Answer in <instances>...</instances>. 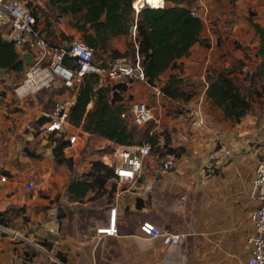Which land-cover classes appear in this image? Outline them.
Instances as JSON below:
<instances>
[{"label":"crops","instance_id":"1","mask_svg":"<svg viewBox=\"0 0 264 264\" xmlns=\"http://www.w3.org/2000/svg\"><path fill=\"white\" fill-rule=\"evenodd\" d=\"M202 1L210 0H196L195 4ZM34 6L37 14L35 3ZM197 14L199 15L198 12ZM0 33L9 40L7 25L0 26ZM127 36L131 37L130 34ZM115 40L116 37H113L112 41ZM199 45L201 44L194 43L189 54L178 58L175 66L163 71L156 81V84L162 86L170 74H176L180 78H192L201 82L198 90L184 96L190 97L185 103L182 100L179 103L185 104L190 121L181 122V118H176L178 123L174 124L184 137L181 142L176 141V144L180 142L190 152L183 155V158H174V166L169 170L161 169L158 158L163 156L160 153L152 152L146 157L144 164L147 166L144 165L143 168V180H153V188L143 190L139 187L123 191L116 197V235L99 236L95 233V226L107 219L108 206L114 197V190L110 195L103 193L89 197L93 194L90 190L80 201L69 199L67 184L70 178L77 174H70V171L63 174L59 171L51 173L54 164H61L53 158V142L50 143L48 153L46 151L44 154L50 169L42 170L36 164L28 167L25 163L30 159L24 162L28 168L16 169L10 161L6 162L0 157L3 164L1 172L4 175V179H0V212L8 210L1 215L3 224H0L17 233L13 235L0 229V264H247V238L253 232L249 213L257 206L252 185L257 160L240 152L227 156L220 149L213 148L211 141L201 143L198 135L200 125L192 122L194 112L201 107L198 112L202 113L203 117H208L211 114L206 112V107L211 106L220 116L223 115L205 95V77L212 62L209 54L211 48L208 51L198 50ZM125 49V45H114V50L118 52ZM31 51L30 47L29 52ZM25 69L26 63L24 70L19 73L0 67V87L5 88L16 83ZM124 85V89L117 90L124 103L137 99L145 100L154 107L160 119L162 116L166 122L168 104L178 103L175 100L179 97L172 98L166 94L156 98L144 81L136 80ZM74 98L75 92L67 101L71 104ZM42 113L48 116L52 111ZM36 117L38 118V115L34 116L35 119ZM30 119V115H27L21 124L17 125V122L13 123L10 118H6L0 109V130L1 133L5 132L6 138L3 142L7 143L4 149V144L0 141L3 151L6 152L9 145L15 143L13 138H9V129L26 126ZM161 125L162 123L153 124L152 132L159 130ZM71 126V131L80 130L81 137H85V140L82 138L79 141L77 150L73 151L75 154L88 139L114 144L100 135L82 130L80 126ZM41 127L42 124L32 125L29 127L31 131L22 132L20 138L30 141L35 130H38L40 135H45ZM222 129L224 134V125ZM241 129L247 128L243 126ZM240 144V141L230 139L229 146L232 145L234 151H239L238 148L242 146ZM25 149L24 147V158H35L43 162L39 149L34 152L40 156L28 155ZM5 152L3 155L6 154V159L15 156V153ZM63 154L70 159L74 156L65 152L64 148ZM90 165L91 161H83L78 170H86ZM39 177L43 180L36 182ZM55 178H64V183L59 188L65 192L68 200L65 205L66 214L62 213L61 216L55 202L49 203L34 194L28 200L21 191H15V187L20 189V184L31 180L40 190L47 192L51 189L54 193L57 189L54 187ZM23 205L25 210L21 208ZM11 208H14L12 216ZM69 210L71 212H68ZM142 220L181 233L182 240L177 244H164L159 238H148L139 229V222ZM55 256L60 260H55Z\"/></svg>","mask_w":264,"mask_h":264},{"label":"rangeland","instance_id":"2","mask_svg":"<svg viewBox=\"0 0 264 264\" xmlns=\"http://www.w3.org/2000/svg\"><path fill=\"white\" fill-rule=\"evenodd\" d=\"M28 1L34 2L37 5V14L35 15L37 16L39 26L42 29L43 36L53 45L65 48L70 40L79 36L83 37L82 32L76 30L70 23V21H74L72 15L60 12L57 7L49 6L46 0ZM194 6L203 22L202 38L206 39L209 43V46L199 45L197 49H205V51H208L211 48L209 54L212 62L209 64V69H232L231 75H233L237 87L249 100L251 105L247 113L237 122L231 118L220 116L211 106L206 107V112H209L208 114L211 115H208V117L204 115L203 117V123L199 127L200 132L198 134L200 141L201 143L211 141L213 148L220 149L223 153L224 149H229V153H225L227 156L240 152V154L251 155V157H254L255 161H258L264 153V56L257 53L259 40L248 18L251 16L264 26V0H210L209 2L202 1L196 3ZM117 44L125 45L126 49L131 51L132 39L127 35H120L116 37L115 41L111 40V46L107 49L102 50L96 48L94 61L101 66H107L115 58L114 45ZM122 53L123 52H119V55ZM48 64V60L41 63L42 67L47 66V68L52 71ZM72 64L73 63H71V65ZM32 67L33 61L26 64L25 71H23L21 76L16 80V83L5 88L0 87V109L6 118H10L13 123L17 122V125H19L25 116L30 115L31 117L28 121V125H24L23 127L16 126V129H9L11 133L9 138H13L15 143L10 144L9 150L6 152L3 151L2 145H0V157H3L6 162L10 161L16 169H24L27 166L29 167L32 164H36L44 170L50 169L48 168L46 156H44V154L46 151L48 153V150H50V143H52L53 136H51L50 133L40 135L39 131L35 130L33 132V138H31L30 141H25V138H20L21 134L22 132L28 133L31 131L29 127L35 125L33 123L35 120L34 116L38 115V117H40L44 114L42 112L52 111L57 101L64 102L69 100L70 96L75 92V88H68L62 85L59 79H56L48 86L43 85L19 95L16 92V87L19 82H22L26 77V71L30 70ZM114 84L115 82L113 81L108 83V85L111 86ZM200 87L201 82L197 79L182 78L180 90L183 96H186L187 93L193 90L196 91ZM189 98V96L186 98L180 97L175 100L178 103L168 104L166 109L167 122L165 119H162L163 117L161 116V128L159 130L155 129V131L151 133L155 135L153 141L152 139H148V142H150L152 146V152L160 153L162 156H164V154H170L175 160L183 158V155L189 154L190 151L180 143L181 139L184 138L182 137L183 134L179 133L178 127L174 125L178 123L176 118H181V122L190 121L188 109L185 107V104H179L181 100L185 103ZM124 105L129 115V102H125ZM90 106L91 103L88 107ZM163 106H165V104H163ZM200 108L201 107H199V109ZM216 108L220 110L223 115L221 109L219 107ZM128 118L129 121H131L130 115ZM169 119L170 121L168 122ZM130 123L132 124V122ZM222 125H224V134L222 132ZM243 126L247 129H241ZM152 127L153 123L136 126L137 133L135 142L147 141L148 136L146 135ZM206 127L209 129H206ZM5 138V132L1 133L0 130V141L4 144V149L7 146V143L3 142ZM230 139L240 141L242 146L238 148L239 151H234L232 145L229 146ZM89 140L90 139L78 150L77 154L72 151L74 156L71 158V166L62 163L57 165L54 164L51 173L55 174L59 171L63 174L70 171V174L72 172L78 174V171H81V168L78 170V166L83 161L100 159L101 155L110 152L114 145L106 141L97 142ZM176 141L180 142L176 144ZM24 147L35 152L36 149H39L43 162L35 158H24ZM205 148L209 147L205 146ZM4 152L15 153V156H11L10 158L7 157L6 159V154L5 156L3 155ZM27 159L30 160L28 163H25L27 164V166H25L24 162H26ZM87 170L88 169L85 171ZM17 174L19 175V173ZM41 178L39 177L36 179V182L43 180V178ZM54 181V187L57 188L54 193H52L51 189L47 192L46 190H40L37 184H35L33 190H26L22 187L23 185L20 184V189L15 187V191H21L25 199L28 200L34 194L44 200H48L49 203L55 202L58 205L59 215L61 216L62 213L66 214L65 205L68 203L65 192L60 191L59 188L60 185H63L64 182L62 183V181H64V178L63 180H61V178H55ZM111 184V180H108L106 183L108 188L111 187ZM91 196H93V194L89 197ZM24 207L23 205L21 208L25 210ZM6 212H8V210ZM68 212L71 211L69 210ZM13 213L14 208H11L10 215L12 216ZM17 214L18 213H15V215ZM24 217L25 216L22 215L23 219H25ZM0 223L3 224L2 222Z\"/></svg>","mask_w":264,"mask_h":264},{"label":"trees","instance_id":"3","mask_svg":"<svg viewBox=\"0 0 264 264\" xmlns=\"http://www.w3.org/2000/svg\"><path fill=\"white\" fill-rule=\"evenodd\" d=\"M51 7L74 17L72 26L82 32L83 40L96 50L111 46L113 37L130 34V27L136 25L135 40L131 51H137L144 76L149 83H156L160 74L176 64V60L189 54L194 43L209 46L206 39L201 38L203 22L193 7L196 0H164L162 7L145 5L135 14L132 0H46ZM248 21L258 37V54L264 56V26L253 17ZM128 48V47H127ZM131 52V53H130ZM116 56L119 52L114 50ZM72 59L65 56L62 63L71 65ZM0 67L17 73L24 70L25 62L13 42L0 33ZM232 69H210L206 74L207 85L205 95L210 103L219 107L224 117L239 121L249 110L250 102L237 87ZM182 78L170 74L161 86L164 94L172 97H184L181 90ZM75 98L69 105L67 118L74 126L86 132L100 135L114 144H130L136 139L137 128L129 121V115L117 90L125 88L124 83L114 85L99 84L98 75L85 73L73 86ZM186 98V97H184ZM91 103V106L88 107ZM121 113H125L124 116ZM49 117L41 115L33 121L35 125L43 124ZM53 142L52 153L57 163L71 166V159L63 154L67 144L62 135L50 133ZM154 140V134H147ZM26 154L40 156L34 151L25 149ZM113 176L111 166L100 159L91 161L87 171L80 172L70 178L67 184V196L74 201L82 200L93 191V196L111 194L115 183L107 187L106 183ZM7 211V210H6ZM6 211L0 212L4 215Z\"/></svg>","mask_w":264,"mask_h":264},{"label":"built area","instance_id":"4","mask_svg":"<svg viewBox=\"0 0 264 264\" xmlns=\"http://www.w3.org/2000/svg\"><path fill=\"white\" fill-rule=\"evenodd\" d=\"M145 5L155 8L162 7L164 0H159L154 4L146 0H132L135 14ZM34 7V3L30 4L27 0H0V26L3 24L7 25L9 40L13 42L20 55L29 52L30 47L32 48L30 53L33 67L26 71V77L18 85H23L31 73L38 71L41 74V76H38V80L41 81L45 78L47 81L41 83L37 88L43 85L48 86L56 79H59L62 85L72 88L83 74L95 73L98 75L99 84H108L113 81L129 85L133 81L141 80L149 85L152 94L156 98L164 95L160 85L149 83L146 80L136 50L134 54L122 53L116 56L107 66H101L94 61V48L88 45L80 36L70 40L65 48L50 43L43 36ZM193 10H196V8L193 7ZM135 35L136 25L133 23L130 27V36L136 47ZM65 56L72 59V65L62 63ZM46 60H48V65H50L52 71L47 66L42 67L41 63ZM26 91L28 89H23V94ZM129 104L130 120L135 126H143L148 123L158 125L160 123V116L156 114L154 107L147 101L137 99L130 101ZM69 105L68 101L55 102L52 113L48 115L49 119L42 124L41 128L44 134L54 133L55 135H62L67 141L64 150L72 156V151L77 150L79 141L82 138L85 140V137H81L80 130L71 131L72 126L67 118ZM198 110L194 112L192 120L195 125L203 123V116ZM121 115L124 116L125 113H121ZM149 133H152V128ZM224 152L226 154L229 153V149H225ZM151 153L152 146L150 142L141 141L130 144H114L110 152L101 155L100 160L113 169V176L110 180L115 183V189L114 197L108 206L106 221L95 226L97 235L109 236L117 234L116 197L121 192L139 187H142L143 190H151L153 188V180H143L144 163L146 157ZM174 162V157L170 154H165L162 158H158V163L163 170L171 169L174 166ZM2 166L3 164L0 161V179H4V175L1 172ZM84 171L82 170V172ZM22 185L26 190L35 188V183L31 180L24 181ZM252 185L257 206L249 213L253 232L247 238L249 254L246 263L264 264V153L254 168ZM0 229L13 233L1 224ZM139 229L146 237L159 238L164 244H177L182 240L181 233L172 232L148 220L140 221ZM13 235H17V233H13ZM54 258L57 261L60 260L58 256Z\"/></svg>","mask_w":264,"mask_h":264},{"label":"bare ground","instance_id":"5","mask_svg":"<svg viewBox=\"0 0 264 264\" xmlns=\"http://www.w3.org/2000/svg\"><path fill=\"white\" fill-rule=\"evenodd\" d=\"M149 3L154 4L155 2H158L159 0H146ZM47 74V72H46ZM38 76H41V74L37 71V72H33L30 74V76L26 79L25 83L23 85H18L17 87V93L19 95L23 94V89L25 90H34L35 88H37L41 83H45L47 81V79H42L41 81L38 80ZM47 77V76H46Z\"/></svg>","mask_w":264,"mask_h":264},{"label":"water","instance_id":"6","mask_svg":"<svg viewBox=\"0 0 264 264\" xmlns=\"http://www.w3.org/2000/svg\"><path fill=\"white\" fill-rule=\"evenodd\" d=\"M22 59H23V61L26 64L29 63V62H31L32 61V55H31V53L30 52H26V53L22 54Z\"/></svg>","mask_w":264,"mask_h":264},{"label":"clouds","instance_id":"7","mask_svg":"<svg viewBox=\"0 0 264 264\" xmlns=\"http://www.w3.org/2000/svg\"><path fill=\"white\" fill-rule=\"evenodd\" d=\"M22 57V56H21Z\"/></svg>","mask_w":264,"mask_h":264}]
</instances>
